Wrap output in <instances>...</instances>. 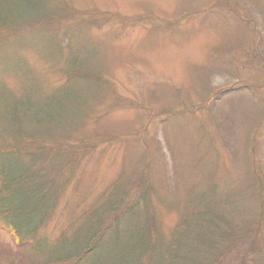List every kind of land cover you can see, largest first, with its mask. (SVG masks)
I'll use <instances>...</instances> for the list:
<instances>
[{
  "label": "rangeland",
  "instance_id": "374dc122",
  "mask_svg": "<svg viewBox=\"0 0 264 264\" xmlns=\"http://www.w3.org/2000/svg\"><path fill=\"white\" fill-rule=\"evenodd\" d=\"M6 32L0 115L27 95L45 104L52 141L76 151L32 166L42 165L56 203L24 247L0 219V251L12 247L20 254L7 256L25 264L39 252L38 262L47 263L58 246L81 240L82 227L104 210L90 215L128 182L127 204L152 207L139 210L151 243L137 250L136 228L121 224L88 264H171L168 247L182 251L179 233L191 227L198 203L203 216L208 206V217L230 216L222 227L231 232L245 222L255 227L237 245L240 254L203 262L264 264V0H0V36ZM92 65L97 70L82 76L67 71L84 74ZM12 111L0 116V147L27 148L16 139ZM146 135L145 146L134 143ZM147 162L148 181L139 184ZM3 255L0 264H9ZM198 256L200 246L180 262L195 264Z\"/></svg>",
  "mask_w": 264,
  "mask_h": 264
},
{
  "label": "trees",
  "instance_id": "16d2710c",
  "mask_svg": "<svg viewBox=\"0 0 264 264\" xmlns=\"http://www.w3.org/2000/svg\"><path fill=\"white\" fill-rule=\"evenodd\" d=\"M10 33L12 32L3 33L0 38L3 39V37L9 36L8 34ZM88 62L92 64L91 58L88 59ZM81 63L87 64V62L83 60ZM92 68L94 70H92ZM92 68L89 72L84 74L81 70L78 68L75 69L73 66L71 70L67 71L73 76H82L97 70L94 65H92ZM3 69L8 70L9 72L11 71V68H8L6 63H4ZM14 69L16 70V67ZM64 75L68 80L67 83H70L71 78L69 75ZM112 88L114 89L113 86ZM113 94H118L117 90L114 89ZM70 96L71 94L69 97ZM60 98L61 100L64 99V97ZM3 100L4 99L1 98L0 104H3ZM122 100H128V96L123 95ZM44 106L45 104L39 106L31 104V98L27 95L12 103L11 109L6 112L13 111L10 114H7V116L8 118L11 117L13 131L14 129L16 131V139L24 140L27 148H21L19 145H15L16 143L7 145L2 143L3 147H0V219H3L7 224L12 226V230L14 234H16L15 239L22 247L31 243V241L26 242L24 236L34 235L31 233L36 232L37 228L44 223L57 199L55 195L52 196V188L55 186L51 187L49 185L47 174L42 170V165H40L39 168H34L32 166L37 162H42L46 155L50 157L49 161H55V159H62V156L66 152L72 153L73 151H76V149H72L70 144H67L66 142L61 140L57 141V139L52 141V139L56 138V133L54 131L55 125L44 119L47 115L43 112ZM20 109L22 115L19 113ZM6 112H3L0 116H3ZM48 113H52V111H49ZM21 116L24 118L26 129L21 125ZM149 124L150 121L147 123V126H149ZM44 126H49V128L44 132L38 131ZM34 134H36V136H34ZM47 134L50 135V140L48 141L43 139L47 137ZM123 138L124 137L119 139ZM147 138L146 135L142 141H134L133 139L132 141L142 147L147 144ZM153 138L156 139V136H153ZM66 145H69V147L66 148ZM23 158L27 159L25 166H21ZM139 173L142 175L138 178L139 184L143 182V180L148 181L147 179L150 174L148 162L146 163L145 168ZM130 184L132 183H120L118 187H122V189L118 190L115 188V190H117H113L114 192L112 191L113 193L109 195V198L107 196L108 200L98 207L99 210L94 208L95 212L90 215L91 217L99 213L101 210L104 211L101 212L94 221L89 220L86 227H82L83 238L81 240H74V242L64 243L63 247L58 246V249L56 251L54 250L52 256L48 257L49 259L45 264H88L89 258L92 257L94 252L100 247L101 243L110 235L111 231L114 229L116 230L121 224L136 228L133 235L139 242L137 250L140 249L141 244H144V248L147 244H150L152 239L150 231L142 226V214L139 210L150 212L152 207L150 206L149 201H147L144 208H137L127 204L128 195L131 189ZM152 191L153 187L150 192ZM230 201L231 204H233V200L230 199ZM207 208L208 212L206 211L207 214L205 216L202 215L204 212L200 211L202 210L200 203L193 208L196 210L193 214H188L189 212H187L189 216L188 224L191 227L186 228L184 235L183 231L179 233L182 237L181 239L178 237V243L180 240L182 251L184 250L185 252L182 253V251H179L176 248L178 247L177 243L174 248L168 247L167 253L172 258L171 264H182L180 261L186 257L189 252L193 250L195 251V248L199 246L200 252H202V257L198 256V262L195 264H211V262L219 261L221 257H224L230 252L236 255L240 254L236 250L239 249L237 245L244 238L253 233L255 228L254 225L245 222L243 223L245 225L240 227L241 229L235 228L232 233L230 230H227L228 226L226 224L222 227V221L228 220L230 216L222 214V218L218 213H212L211 216L208 217V215H210V206ZM105 210H108L107 214ZM107 216H109V219H107ZM109 221H111V223H109ZM205 222L208 225L207 227L204 226L206 225ZM257 225L258 221L255 226ZM20 229L25 231V235L22 234V230ZM112 237H114V234H112ZM187 239L196 240L191 246L186 247L185 241ZM175 241L177 242V237ZM194 244H197V246L194 247ZM2 251L5 255L1 257L6 259L9 264H25L23 260H20V257L13 258V256H7L10 254L16 255V253L20 254V252H13L12 247H3L0 253ZM150 251H153V248H151ZM38 254L39 252L37 253L36 258L35 255L31 256L32 264H42L38 262ZM180 254H183V256L181 255V257H179ZM206 257H212L211 262H203L202 260ZM245 257L246 259L244 262H252V260H248L246 254ZM135 264H138V261Z\"/></svg>",
  "mask_w": 264,
  "mask_h": 264
}]
</instances>
